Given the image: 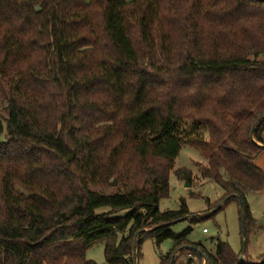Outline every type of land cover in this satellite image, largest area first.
I'll return each instance as SVG.
<instances>
[{
	"label": "trees",
	"instance_id": "trees-1",
	"mask_svg": "<svg viewBox=\"0 0 264 264\" xmlns=\"http://www.w3.org/2000/svg\"><path fill=\"white\" fill-rule=\"evenodd\" d=\"M0 78V264H96L98 243L139 264L146 237L174 241L161 264H264L245 258L264 229L247 203L264 191V0H0ZM184 146L226 193L216 212L239 203V255L174 233L184 200L160 211Z\"/></svg>",
	"mask_w": 264,
	"mask_h": 264
},
{
	"label": "rangeland",
	"instance_id": "rangeland-1",
	"mask_svg": "<svg viewBox=\"0 0 264 264\" xmlns=\"http://www.w3.org/2000/svg\"><path fill=\"white\" fill-rule=\"evenodd\" d=\"M7 97L8 89L0 78V120L2 123L0 143L7 141L5 122L7 119ZM207 166L208 162L199 150L190 146L182 147L170 173L169 198L161 201L160 211H179L184 200L189 213L192 215L191 218H197L199 222L192 223L190 219L185 220L174 225L171 228L172 231L176 234L189 231L187 239L194 243H201L212 255L216 253L218 241L228 244L235 254L239 255L244 248L241 207L237 201L233 200L216 212V208L220 206V202L224 199L226 193L219 185L203 177L201 168ZM257 166L264 172V154L258 159ZM180 169L191 171V183L177 177L176 172ZM96 191L107 195L125 192L120 187H110ZM247 203L253 218L264 227V191L247 195ZM205 228L208 230V234L203 233ZM174 244V241L167 240L158 245L153 238H143L139 264H161L162 256L166 255ZM263 255L264 229L260 233L255 231L248 236L245 258L256 262ZM86 258L96 264H109L105 259L102 243L91 247L86 253ZM188 260L189 257H184L181 258L179 263L187 264Z\"/></svg>",
	"mask_w": 264,
	"mask_h": 264
},
{
	"label": "water",
	"instance_id": "water-1",
	"mask_svg": "<svg viewBox=\"0 0 264 264\" xmlns=\"http://www.w3.org/2000/svg\"><path fill=\"white\" fill-rule=\"evenodd\" d=\"M189 219H191V217H187L185 219H182L180 222L185 221V220H189ZM245 234H246V232H245V229H244V235ZM241 261L244 263V257L243 256L241 257ZM135 264H138V260L137 259H135ZM171 264H173V262H171Z\"/></svg>",
	"mask_w": 264,
	"mask_h": 264
},
{
	"label": "built area",
	"instance_id": "built-area-1",
	"mask_svg": "<svg viewBox=\"0 0 264 264\" xmlns=\"http://www.w3.org/2000/svg\"><path fill=\"white\" fill-rule=\"evenodd\" d=\"M203 233L204 234H208V230L205 228V229H203Z\"/></svg>",
	"mask_w": 264,
	"mask_h": 264
}]
</instances>
